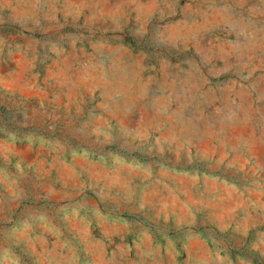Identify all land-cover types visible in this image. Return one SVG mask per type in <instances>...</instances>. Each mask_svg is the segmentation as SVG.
I'll return each mask as SVG.
<instances>
[{
	"label": "rangeland",
	"instance_id": "1",
	"mask_svg": "<svg viewBox=\"0 0 264 264\" xmlns=\"http://www.w3.org/2000/svg\"><path fill=\"white\" fill-rule=\"evenodd\" d=\"M0 264H264V0H0Z\"/></svg>",
	"mask_w": 264,
	"mask_h": 264
}]
</instances>
